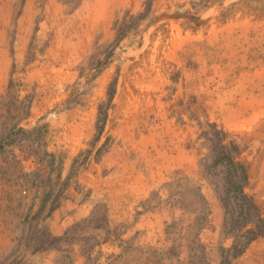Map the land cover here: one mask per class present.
<instances>
[{"label":"rangeland","instance_id":"374dc122","mask_svg":"<svg viewBox=\"0 0 264 264\" xmlns=\"http://www.w3.org/2000/svg\"><path fill=\"white\" fill-rule=\"evenodd\" d=\"M213 125L264 219V0H0V264H221Z\"/></svg>","mask_w":264,"mask_h":264},{"label":"trees","instance_id":"16d2710c","mask_svg":"<svg viewBox=\"0 0 264 264\" xmlns=\"http://www.w3.org/2000/svg\"><path fill=\"white\" fill-rule=\"evenodd\" d=\"M210 135L211 139L208 140L214 159L206 169L209 174L220 176L221 201L227 217L225 230L234 237L233 245L222 255L221 264H229L230 259L239 256L251 241L264 235V219L253 198L245 192L247 174L244 165L238 160L239 144L228 141L227 133L216 129V126ZM217 165L223 168L219 174L215 171ZM57 200L58 196L55 195L51 205L54 206ZM34 217L31 219L34 220ZM34 226L23 239L24 245L31 244L34 252L44 250L60 239L39 223Z\"/></svg>","mask_w":264,"mask_h":264}]
</instances>
